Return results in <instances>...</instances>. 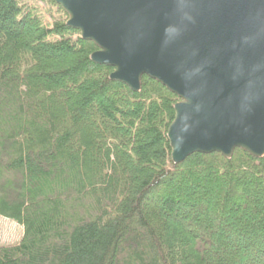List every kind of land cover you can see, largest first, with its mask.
I'll return each mask as SVG.
<instances>
[{
	"label": "trees",
	"instance_id": "obj_1",
	"mask_svg": "<svg viewBox=\"0 0 264 264\" xmlns=\"http://www.w3.org/2000/svg\"><path fill=\"white\" fill-rule=\"evenodd\" d=\"M54 0H0V264H264V157L175 164L179 99L135 93Z\"/></svg>",
	"mask_w": 264,
	"mask_h": 264
},
{
	"label": "water",
	"instance_id": "obj_2",
	"mask_svg": "<svg viewBox=\"0 0 264 264\" xmlns=\"http://www.w3.org/2000/svg\"><path fill=\"white\" fill-rule=\"evenodd\" d=\"M97 47L95 65L138 93L143 77L178 103L171 157H264V0H54Z\"/></svg>",
	"mask_w": 264,
	"mask_h": 264
},
{
	"label": "rangeland",
	"instance_id": "obj_3",
	"mask_svg": "<svg viewBox=\"0 0 264 264\" xmlns=\"http://www.w3.org/2000/svg\"><path fill=\"white\" fill-rule=\"evenodd\" d=\"M23 235V228L20 225L0 216V247L18 243Z\"/></svg>",
	"mask_w": 264,
	"mask_h": 264
}]
</instances>
